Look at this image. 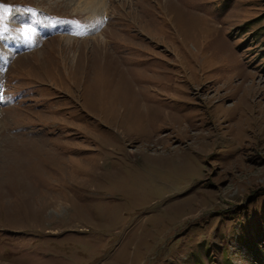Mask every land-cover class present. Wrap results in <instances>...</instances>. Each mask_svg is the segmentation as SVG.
<instances>
[{"label": "rangeland", "instance_id": "obj_1", "mask_svg": "<svg viewBox=\"0 0 264 264\" xmlns=\"http://www.w3.org/2000/svg\"><path fill=\"white\" fill-rule=\"evenodd\" d=\"M93 2L0 0V264H264V0Z\"/></svg>", "mask_w": 264, "mask_h": 264}, {"label": "bare ground", "instance_id": "obj_2", "mask_svg": "<svg viewBox=\"0 0 264 264\" xmlns=\"http://www.w3.org/2000/svg\"><path fill=\"white\" fill-rule=\"evenodd\" d=\"M96 1H97V5L96 6L93 5V7H88L91 10V13H88L89 17L90 16H96L97 17L98 14H103V13H99V12H102V10H103L102 8H104L103 5H102V0H96ZM92 2H93V0H92ZM93 3H95V0H94ZM101 5H102V7H101ZM84 8H85V6H84Z\"/></svg>", "mask_w": 264, "mask_h": 264}, {"label": "snow or ice", "instance_id": "obj_3", "mask_svg": "<svg viewBox=\"0 0 264 264\" xmlns=\"http://www.w3.org/2000/svg\"><path fill=\"white\" fill-rule=\"evenodd\" d=\"M0 19H2V17H0Z\"/></svg>", "mask_w": 264, "mask_h": 264}]
</instances>
